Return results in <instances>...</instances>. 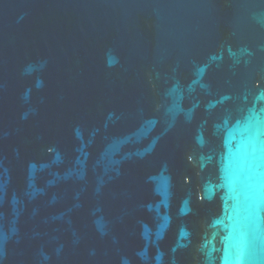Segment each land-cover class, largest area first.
<instances>
[{
  "label": "water",
  "instance_id": "1",
  "mask_svg": "<svg viewBox=\"0 0 264 264\" xmlns=\"http://www.w3.org/2000/svg\"><path fill=\"white\" fill-rule=\"evenodd\" d=\"M0 264H264V0H0Z\"/></svg>",
  "mask_w": 264,
  "mask_h": 264
}]
</instances>
